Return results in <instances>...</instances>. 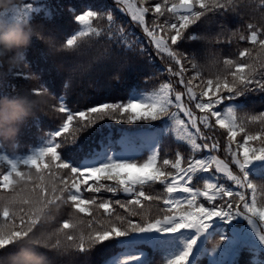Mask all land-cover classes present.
<instances>
[{
	"label": "snow or ice",
	"instance_id": "snow-or-ice-1",
	"mask_svg": "<svg viewBox=\"0 0 264 264\" xmlns=\"http://www.w3.org/2000/svg\"><path fill=\"white\" fill-rule=\"evenodd\" d=\"M115 2L143 29L157 54L168 57L171 62L166 69L169 79L147 95L132 89L126 102L100 100L86 111H70L61 96L56 110L66 113V121L59 131L49 133L50 138L42 148L26 158L0 155V162L8 166L7 172L0 170V200L6 202L0 206V255L15 251L17 243L33 233L42 219L51 218L53 207L58 209L64 204L74 211L47 237L56 248L74 247L80 254V259L75 258V264H83L84 255L96 245L102 250L113 246L121 250L118 254L106 255L101 264H154L145 251L147 248L166 254V264H200L201 257L207 264H237L242 249L251 253V264H264V113L250 114L246 103L236 100L257 89L264 92V24L247 23V35L239 29L228 35L230 30L226 25H220L218 35L225 36L228 43L235 37L247 41L253 48L238 51L235 60L224 59L223 71L214 79L201 80L199 97L192 87L193 81L200 78L199 73L187 82L184 78L185 62L194 69L197 64L173 48L179 47L178 42L185 38L190 27L207 18L209 13L224 15L242 7L259 12L264 19V0H258V3L257 0H162L154 3V7L151 0H139L138 4L132 0ZM47 9L45 5L44 11L51 15ZM39 11L42 10L32 4L23 7L14 4L10 10L0 12V22H30L31 14ZM150 11L154 19L149 23L145 14ZM161 17H164L162 22ZM96 20L104 21V26L94 27ZM75 21L80 30L67 39V47L73 48L81 38L90 36L115 40L123 50L117 54L121 58L114 64L117 71L134 62V57L125 56V53L144 55L147 52L140 40L133 38V33L117 23L111 12L87 10L75 14ZM198 38L202 37L189 36L191 40ZM216 42L220 40L217 38ZM49 43L53 44L52 41ZM173 65H178L179 70ZM173 77L179 78L177 83L186 91L176 90ZM42 91L47 94L43 86L29 89L19 84L11 72H0V97H13L24 92L40 95ZM185 94L190 101H196L195 107L203 115H195L186 106L182 99ZM222 101L235 102L221 111L216 106ZM181 113L188 118L187 122L181 118ZM109 120L125 123L161 121V125L150 126V137L135 153L113 151V145L104 136L94 145L77 144L74 150L68 151L65 159L58 154L57 149L62 145L56 142V137L68 133L71 128V138L75 142L78 133ZM217 125L226 130L223 145L214 138L213 130ZM250 125H259V128L251 132ZM201 126L212 134L202 131ZM102 128L100 125L97 130ZM168 135H174L178 142L189 146L191 151L187 159L177 150L174 160L163 158L162 163L159 162L161 146ZM221 151L225 153L223 159L217 154ZM144 152L150 154L141 159ZM45 157H50L52 162L60 161L55 167L68 169L71 178L57 183L52 179L45 181L41 175L35 187L26 186L17 192L16 184L32 179L20 171L21 166L34 167L39 173L52 166L45 163ZM204 173L209 175L203 176ZM13 176L19 179H13ZM194 177L202 181V186L193 183ZM90 180L95 183L89 184ZM155 183L162 185L163 191L146 194L144 186ZM81 185H87L86 190L90 193L123 192L129 198L114 202L105 199L98 202L96 197L84 199ZM177 193L184 195L177 196ZM141 198L149 203L145 205ZM113 203L125 214L116 212ZM161 204L164 207H160ZM93 206L102 209L103 215H94ZM153 208L163 215L153 218ZM81 213L92 218L87 222V232ZM133 217H139V220ZM240 221H245L247 227H239ZM216 236L219 240L211 249L214 255L210 256L206 244ZM257 254L261 259H256Z\"/></svg>",
	"mask_w": 264,
	"mask_h": 264
},
{
	"label": "trees",
	"instance_id": "trees-1",
	"mask_svg": "<svg viewBox=\"0 0 264 264\" xmlns=\"http://www.w3.org/2000/svg\"><path fill=\"white\" fill-rule=\"evenodd\" d=\"M133 1L135 4L139 3V0ZM156 2H162V0H151L153 7ZM15 4L21 7L25 4H32L42 10L33 12L29 23L42 34L44 40L34 37L30 45L22 50L24 55L23 62L12 69L11 73L19 84L29 89H39L43 86V90L46 91L47 97L51 101V107L46 108L42 112L38 111L33 117H30L20 125L19 133L13 140L0 142V145H2L0 147V155L26 158L42 148L50 138L49 133L59 131L66 121V113H60L56 110L59 106V97L61 96L64 97V102L70 111H86L87 107L96 106V102L100 100L104 102H126L132 89L147 95L154 88L159 87L160 83L169 79L166 69L171 62L168 57L164 54H157L154 46L149 44V38L143 32V29L132 21L131 16L124 13L120 7H117L115 0H15ZM45 5L48 6L47 12H50L51 15L46 14L44 11ZM85 5H92V7L88 8ZM73 9L75 12L72 11ZM87 10H106L111 12L117 23L128 32L133 33V38H138L141 46L147 49V52L144 55L131 52L125 53V56L134 57V62L130 66L126 65L122 70L117 71L114 64L117 59L121 58L117 54L123 50L115 40H109L106 36H90L81 38L77 46L68 48L66 45L67 39L80 30V25L75 21V14H82L83 11ZM3 11V9H0V12ZM145 19L146 22L150 23L154 19L153 12L146 13ZM163 19L164 17H161L160 21L162 22ZM249 22L260 26L264 24V19L261 18L259 12H251L249 9L242 7H239L236 12L229 10L224 15L217 12L213 16V14L209 13L207 18H203L196 25L190 27L185 33V38L178 42L179 47L173 46L178 52L194 60L197 64V68L194 69L191 64L185 62L186 72L184 74L185 82H187L188 79L199 73L200 78L194 80L192 84L193 91L197 97H199L202 87V85L198 87L201 80L206 82L208 79H214L218 72L223 71L222 61L224 59L235 60L238 57V51L243 50L245 47L253 48L247 41H239L235 37L232 38L231 43H228L225 36L218 35L220 33V25L224 24L230 30L228 35H230L231 31H236L237 29L247 35L245 29L246 24ZM93 26L103 27L104 21H93ZM160 35H163V33H160ZM191 35H197L202 38L191 40L189 39ZM217 38L220 40L219 43L216 42ZM45 41L48 42L46 43ZM49 41H52L54 46ZM252 55H256L255 50H253ZM129 67L131 70H129ZM173 67L175 70H179L178 65H173ZM6 71L7 69H0V72ZM117 75L119 76L118 79L116 78ZM178 79V77L172 78L173 86L177 91H186L183 85L177 83ZM65 84H68L67 88H65ZM42 94H44L43 91ZM182 99L195 115H203L195 107L196 101H190L187 94ZM204 99L207 100V97ZM236 100L245 102L247 111L250 114L258 115L259 113H264V92L258 89L247 93L244 97H237ZM234 102L222 101L216 107L224 111L230 103ZM180 115L187 122L188 118L183 113ZM240 115H243V113H240ZM100 125H103V128L98 131L97 129ZM151 125L160 126L161 121H137L134 123L113 120L100 121L98 125L78 133L75 142L72 141V129L70 128L68 133H62L61 136L56 137V142L62 145L61 148L57 149V152L62 159H65L68 151L74 150L77 144H84L87 147L94 145L102 137L107 136L108 142L113 145V151L135 153L141 150L142 145L146 143L147 137L151 135L149 131ZM201 128L207 134H212L204 130L202 126ZM258 128L259 125H250L249 131L255 132ZM213 131L214 138L218 139L223 145L226 140V130L219 128L217 125ZM124 133H127V139L123 143H119ZM240 135L237 137L238 140ZM177 150L184 155L185 159H187L191 151L188 145L178 142L174 135L166 136L161 146V159L159 162L162 163L163 158L174 160ZM149 154L144 152L141 159H146ZM217 154L222 159L225 158L223 151ZM59 162H52L50 157H45V163H49L52 166L49 169H42L39 173L34 167L21 166L20 171L30 175L32 179L16 184V191L19 192L26 186L28 188L35 187L39 183L37 178L41 175L45 177V181L52 179L57 183L61 179H70L71 173L68 169H57L55 167V163ZM0 170L7 172L8 166L0 162ZM208 175L209 173L203 174V176ZM13 179L19 178L13 176ZM102 182L112 183L110 181ZM88 183L94 184L95 182L90 180ZM193 183H198L199 186H202V181H197L195 177ZM81 189L83 192L82 198L92 199L96 197L98 202L100 199L114 202L115 199L125 201L129 198L123 192L112 194L102 190L101 193H90L86 190L87 185H81ZM144 191L146 194L161 193L163 186L159 183L145 185ZM176 195L184 194L177 193ZM257 195L259 197L260 194L257 193ZM250 197L251 193L249 192ZM141 199L145 205L149 203L143 201V198ZM113 207L116 212L125 214L124 210L120 209L118 205L113 203ZM160 207L164 206L161 204ZM92 210L94 215H103L102 209L97 210L93 206ZM73 211L70 205L61 204L58 209L53 207L50 213L51 218L42 219L30 235H47L54 232ZM79 215L85 221L83 227L87 232V222L92 218L82 213ZM157 215L162 216L163 213L153 208V218ZM133 219L138 221L139 217H133ZM238 226L247 227L245 221H240ZM218 240L219 236H216L211 238L206 244L210 256L214 255L211 249ZM104 243L107 244L108 242ZM120 251L114 246L102 250L100 245H96L84 255L83 264H101L106 255L109 253L115 255ZM145 251L154 264H166V254L150 248L145 249ZM77 259H80V254H78ZM252 259L253 257L249 250L242 249L237 257V264H251ZM256 259L259 260L261 257L257 254ZM200 264H207L204 257L200 258Z\"/></svg>",
	"mask_w": 264,
	"mask_h": 264
},
{
	"label": "clouds",
	"instance_id": "clouds-1",
	"mask_svg": "<svg viewBox=\"0 0 264 264\" xmlns=\"http://www.w3.org/2000/svg\"><path fill=\"white\" fill-rule=\"evenodd\" d=\"M15 0H0V9L10 10ZM44 40L29 22H0V69L18 67L24 60L23 49L33 38ZM46 43L48 41H45ZM51 107L47 94L24 92L13 97H0V142L13 140L20 125ZM6 202L0 200V206ZM43 249V250H42ZM78 252L74 247L56 248L46 234H31L17 243L15 251L0 255V264H75Z\"/></svg>",
	"mask_w": 264,
	"mask_h": 264
},
{
	"label": "rangeland",
	"instance_id": "rangeland-1",
	"mask_svg": "<svg viewBox=\"0 0 264 264\" xmlns=\"http://www.w3.org/2000/svg\"><path fill=\"white\" fill-rule=\"evenodd\" d=\"M132 2L134 3V1L132 0ZM135 4V3H134ZM124 11V10H123ZM124 13H126L127 15H129L130 16V14H128L126 11H124ZM150 137V136H149ZM149 137H147V139H146V142H147V140H148V138ZM121 140V139H120Z\"/></svg>",
	"mask_w": 264,
	"mask_h": 264
}]
</instances>
